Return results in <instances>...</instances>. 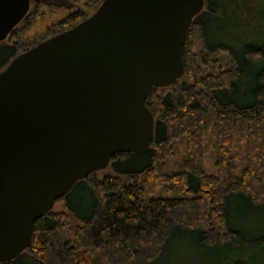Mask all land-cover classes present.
Returning <instances> with one entry per match:
<instances>
[{"label": "trees", "instance_id": "trees-1", "mask_svg": "<svg viewBox=\"0 0 264 264\" xmlns=\"http://www.w3.org/2000/svg\"><path fill=\"white\" fill-rule=\"evenodd\" d=\"M87 16L74 9L44 38ZM18 31L0 40V68L37 41ZM181 59V76L144 100L148 147L76 180L54 201L63 210L35 218L27 246L0 264H264V0H204Z\"/></svg>", "mask_w": 264, "mask_h": 264}, {"label": "water", "instance_id": "water-1", "mask_svg": "<svg viewBox=\"0 0 264 264\" xmlns=\"http://www.w3.org/2000/svg\"><path fill=\"white\" fill-rule=\"evenodd\" d=\"M30 0H0V40ZM204 0H101L69 29L0 68V262L29 243L35 218L117 151L152 135L150 90L181 76V46Z\"/></svg>", "mask_w": 264, "mask_h": 264}, {"label": "rangeland", "instance_id": "rangeland-1", "mask_svg": "<svg viewBox=\"0 0 264 264\" xmlns=\"http://www.w3.org/2000/svg\"><path fill=\"white\" fill-rule=\"evenodd\" d=\"M36 3H38L37 16L29 17L26 22H20L17 25L19 27V40L22 42H26V44H31L34 41H38L42 38L45 39L44 36L47 32L48 27H50L51 24L56 22L57 20L65 17L68 13L72 12L76 8L81 11L84 10L87 15H90L94 11V8L88 6V3L70 4L65 0H31L29 10L32 11ZM178 80H180V78ZM212 141L213 136L211 135L210 128L206 127L204 134L203 166L207 171H210L212 168ZM107 166L108 165H106L102 169L95 170V176H100L103 173L108 172ZM156 193L157 192H155V194ZM164 193L166 195L171 194L168 191ZM51 210L62 211L63 208L60 201L54 202L52 204Z\"/></svg>", "mask_w": 264, "mask_h": 264}, {"label": "flooded vegetation", "instance_id": "flooded-vegetation-1", "mask_svg": "<svg viewBox=\"0 0 264 264\" xmlns=\"http://www.w3.org/2000/svg\"><path fill=\"white\" fill-rule=\"evenodd\" d=\"M30 3H31V0H30ZM29 12V11H28Z\"/></svg>", "mask_w": 264, "mask_h": 264}]
</instances>
